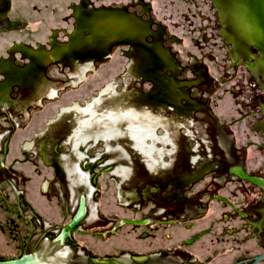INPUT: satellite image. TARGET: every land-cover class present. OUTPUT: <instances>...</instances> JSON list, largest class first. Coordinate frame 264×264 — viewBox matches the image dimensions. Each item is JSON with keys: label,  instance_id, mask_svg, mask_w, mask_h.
<instances>
[{"label": "water", "instance_id": "water-1", "mask_svg": "<svg viewBox=\"0 0 264 264\" xmlns=\"http://www.w3.org/2000/svg\"><path fill=\"white\" fill-rule=\"evenodd\" d=\"M8 110L24 118L5 136L9 149L0 145V264H180L128 123L65 0H0V136ZM86 187L96 193L81 231L70 250L53 245V227ZM86 206L81 197L62 245Z\"/></svg>", "mask_w": 264, "mask_h": 264}, {"label": "flooded vegetation", "instance_id": "flooded-vegetation-1", "mask_svg": "<svg viewBox=\"0 0 264 264\" xmlns=\"http://www.w3.org/2000/svg\"><path fill=\"white\" fill-rule=\"evenodd\" d=\"M49 47H50V43H49ZM9 111V110H8ZM65 113H67V112H65ZM5 115H6V122H8L9 123V129L8 130H5L2 134H1V136H0V140H1V142H0V145H1V143H2V147L4 148V147H6L7 149H9V143L11 142L10 141V138L9 137H6L5 138V136H7V135H11L12 136V132H14L15 131V128L17 127H19L18 126V123L16 122L17 120H16V118L18 117V115L20 116V117H22V118H24V116L22 115V114H20L19 112H18V114L17 115H14V113H13V111L11 110V111H9V113L8 114H6L5 113ZM54 122H50V125H52ZM67 124H70V121H68L67 122ZM10 136V137H11ZM5 138V139H4ZM13 139V138H12ZM14 139H15V136H14ZM5 140V141H4ZM10 141V142H9ZM41 142V143H40ZM45 142V140H44V138H42V139H40V140H38V141H36V142H32V143H30V148H28V145H26V143H24L23 145H24V148H28V149H32L33 147H36L37 149H39V148H41L43 145V143ZM40 143V144H39ZM46 143V142H45ZM44 143V144H45ZM58 144V143H57ZM23 145H22V148H23ZM59 145V144H58ZM58 145H56V147H55V149L58 147ZM9 146V147H8ZM51 151H54V147H51ZM8 151H6L5 152V154L7 153ZM38 154V156H40V155H42L41 154V152H37ZM7 157H8V153L6 154V156H5V159L3 160V162L1 163V165H3V166H5V162H6V160H7ZM86 160H89V163H88V165L89 166H91L94 162L93 161H90V158H87L86 157ZM92 160V159H91ZM13 177H14V175H12ZM87 179H88V182H89V184L91 185V183H93L94 184V180H95V177H92V176H90V174H88L87 175ZM25 183V182H24ZM87 188V187H86ZM25 192H26V190H25ZM95 193H96V190L94 189V191L90 194V193H88V188H87V191H86V193L83 195V196H81V197H84V198H86V200H87V206H86V214H85V216H84V218L82 219V221L72 230V232H71V235H70V237L66 240V242L64 243V245H62L61 243H60V241H59V239H58V237H59V235H60V232H61V229L64 227V226H66L69 222H70V220L72 219V217L74 216V214H75V212H76V210H77V208H78V205H79V201H80V198L77 200V202H76V204H75V207H74V209L71 211L72 213H71V215L69 216V218H68V221L66 222V223H64L63 225H60V226H55V227H53L54 229L52 230V228H51V225L50 224H48L47 222H44L43 223V226L46 224V226H47V228L48 229H50L51 228V234H54V237L51 239V241H52V243H53V245H58V246H60L61 248H64V247H67L66 246V243L67 242H73V237H74V235L76 234V232H79V231H81L80 230V228H81V223L83 222V220L86 218V216L89 214V210H91V209H89L90 207H92V205L94 204V202H93V196L95 195ZM20 195H24V192L22 191V192H20ZM89 195V196H88ZM67 198H68V195H67ZM95 215L97 216V214H98V205H96L95 207ZM163 214V212H161L160 213V215H162ZM68 217V214H67V216H66V218ZM164 219V223L167 225V223H166V221H165V218H163ZM155 223L156 224H160L161 222H159V221H155ZM169 240H170V237L168 238ZM67 248H69V247H67ZM69 250H70V248H69ZM70 253H71V251H70ZM82 255H84V253H82ZM172 254H169L168 255V258L170 259V260H173L174 261V258L171 256ZM133 257H137V256H133ZM20 258V257H19ZM18 259V258H17ZM14 260V259H13ZM95 260H97V259H90V261L92 262V263H94V264H99V263H96L95 262ZM6 261H8V260H6ZM134 261V260H133ZM136 262V261H135ZM178 262H179V260H178Z\"/></svg>", "mask_w": 264, "mask_h": 264}]
</instances>
